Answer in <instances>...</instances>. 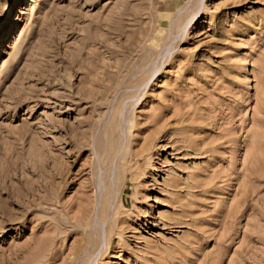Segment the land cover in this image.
Returning <instances> with one entry per match:
<instances>
[{
    "label": "rangeland",
    "instance_id": "rangeland-1",
    "mask_svg": "<svg viewBox=\"0 0 264 264\" xmlns=\"http://www.w3.org/2000/svg\"><path fill=\"white\" fill-rule=\"evenodd\" d=\"M0 264H264V0H0Z\"/></svg>",
    "mask_w": 264,
    "mask_h": 264
},
{
    "label": "bare ground",
    "instance_id": "bare-ground-1",
    "mask_svg": "<svg viewBox=\"0 0 264 264\" xmlns=\"http://www.w3.org/2000/svg\"><path fill=\"white\" fill-rule=\"evenodd\" d=\"M1 212V211H0Z\"/></svg>",
    "mask_w": 264,
    "mask_h": 264
}]
</instances>
